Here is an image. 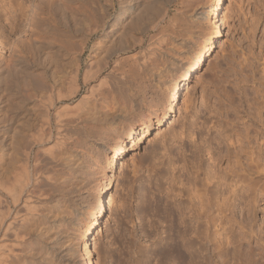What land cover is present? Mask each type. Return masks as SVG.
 Segmentation results:
<instances>
[{
	"label": "rangeland",
	"instance_id": "rangeland-1",
	"mask_svg": "<svg viewBox=\"0 0 264 264\" xmlns=\"http://www.w3.org/2000/svg\"><path fill=\"white\" fill-rule=\"evenodd\" d=\"M3 1L4 0H0V42L2 41L1 43H3V47H0V65L2 64L1 66H5L8 61L16 62L19 59L21 63L22 61L24 62L13 72L11 78L13 84L11 87L12 118L10 121L11 124L9 125L10 128H6V131L0 130V173H4L5 169L8 167L11 173V176L8 177L11 178L14 175L13 178L15 179V183H17L16 179H21L24 180L23 182L26 184V167L24 166H26L27 74H32L33 79L39 83L41 82V86L44 87L48 86L46 83L47 80H45L46 78H50L49 80H51V77H54L56 80H61L60 82L64 81L63 83L65 85L63 84V90H65L69 85V82L68 85L66 83L71 77L70 74L73 73L75 69L73 65H80V78L78 80L80 91L76 97L70 101V103H76L80 100L82 95L88 94V90L91 86H95L98 83V80L96 81L97 83H83V73L86 72L90 66H92L93 69H99L101 67L102 74L100 76L101 78L108 76V78L105 79H107V85L109 83L108 86L102 87V92H100V94L102 93L103 95L101 96L98 108L102 112H110L111 108L113 111V108H116L120 102L122 103L124 101L122 97L125 96V93L134 94L133 92L136 90L140 91L139 94L134 97L133 107L135 110L133 108L132 114L133 117H135L137 130L132 140L126 136L123 137L124 150L122 154L113 160L111 141L114 139L116 131L120 132L127 124H131L132 120L125 122L121 120V123L117 122L113 124L108 131H103L101 134L102 139L96 140L94 138H89L90 140H87L88 143L81 142L83 136L82 131H80L81 134L78 135V137L82 138L78 140L80 142H75L74 144L76 145H71L68 154H66L67 156L61 157L63 159L59 158L57 164H52L55 165L53 166L55 174H58L55 180L57 181V179H59V181L56 182L53 179V181L50 182L51 185H45V193L49 195H47L46 198L44 195L43 199L39 197V203L36 201V205L34 204L35 206L39 205L38 207L40 210L44 208L43 210H45V212H47L52 205L56 206L60 204V210H58L60 216H64L63 212H61L63 211L61 208L65 207L62 206L63 203L69 205V208H65V212L69 209L76 213L78 212V222L76 225L71 226L73 230H71L72 235L70 234L69 239L73 241L72 243H67L68 246H72L76 252V259L73 261L71 259L70 264H81V262L85 264H132L136 261L137 264H180L179 256L176 254L175 250L182 244L181 237L184 236V230V243L187 248L184 252L185 264H221L219 241H221L225 235L222 234L221 237L216 236L218 228H214L211 225H203L202 229L205 231V238L199 241L194 235L195 223L193 221L185 218L184 222L180 223L179 218L182 214L176 211V209L173 210L172 217L167 216L164 210L166 188L170 183V180L166 178L169 174L166 165L167 160L164 159L163 164L160 165L158 161L154 160L152 157V149L156 147V150L159 147V149H157L158 152H162V150L166 148V150H170L168 153H170L173 162L181 160L180 157L182 155L180 154V148L181 146H187V149L189 140L187 141L185 138L182 140H171L168 138L167 141L163 140L162 142V136L168 127L174 125L177 130L181 124H185V127L187 126L190 128V123L195 119L192 118L193 111L195 110L199 112H197V117H199L198 122L208 119L214 121V118L210 117L209 111H207L214 102L216 103L215 106L222 109L228 107L223 95H221L222 92L219 91L221 90L219 89L221 85L218 84V86L214 79L212 85L207 81V78L212 80L213 70H211V68L215 63L220 65H218L220 70L218 69L217 75L223 78L225 77V79L227 81L229 80L228 82L231 83H225L226 90L234 94L237 92L235 94L237 96L234 95L233 106H231L228 113L230 118L234 116L236 105L239 103L238 101H243L245 95H247V97L252 96V89L259 87L258 83L251 82L250 76L253 75L254 79H258V77L261 76V66L258 65L262 63V60L260 61L261 58L258 56L264 57V7H262L264 1L222 0V11L219 12V20L221 17L224 19L221 18V21H223L218 23L220 27V37L214 40V48L210 56L206 57L202 66L194 72L192 78L186 85L187 89L184 87L181 90L180 102L177 108L173 112L167 113L165 119H161L163 109L161 99L163 98L165 100L164 92L168 85V80L167 77H165L164 80H160L159 76L162 75L164 68L174 73L175 68L181 62H184L187 50L193 47L206 31L209 32L213 30V25L211 24L214 22L213 17L212 15H207L210 9V2L213 0H151V2L155 1L156 7L153 8L155 6L154 3H152L153 6H149L152 7L151 9L157 11L156 15L158 11H161L159 14L163 17V20L160 26L156 28V32L146 33L144 35L145 37L143 36L144 44L142 50H145L147 46L150 45L153 40H150L151 37L154 38L158 32L167 30V34L166 32L163 33L166 37L164 39L165 42L162 44L161 53L156 57L154 61L155 65L153 63L154 67L152 72L155 75L152 78H149L148 75L145 76V73L139 70V68H136L139 62H141V60L138 61L141 59L139 55L141 54L139 53L141 49L133 50L131 48L133 44V40H130L131 35L127 37V39L126 37L120 38L121 41H119V32L113 37L111 36L112 33L108 34L113 28H117L111 26L113 20H107L102 30L96 33L89 32V25L92 24L89 3L97 0H84L83 2L79 1L72 4L70 8L75 12L72 11V9H68L70 12L68 10L66 12H72L73 15H77L76 19L83 18V20H85L84 26L76 25V27H73L74 25L70 23L72 29L66 28L64 25H59L54 20V17H52L51 12L48 13V11L54 8L52 6L60 4L59 0H51V2H49L50 0H42V5L38 3V1L41 0L20 1L23 2L25 7L27 3L28 12L26 15H28L29 18L25 17V15L23 17L21 13H16V11H22V6H20L19 9V5L22 4L19 3V0L18 2L16 0V3L14 0ZM44 1H46V5ZM15 4L18 5V8ZM28 4H34L35 6L37 4V7ZM48 4L50 10H47ZM256 6L258 7L256 8ZM32 8L33 10L31 11ZM35 8H38V13L42 12L37 15H40V18L36 17L37 19L35 20L38 22L39 19V23L42 21L43 27L38 24V29L37 25L34 24H37V22L35 20L33 21L38 31L34 30V25H32L33 27L30 29L28 28L29 24L32 22L31 17H33L30 11L35 12ZM156 8H158V10ZM7 10L10 12L8 13ZM80 13L82 14L80 15ZM18 14L20 16H17ZM12 16L16 20H14ZM250 18H253V22H251L252 19ZM255 18H259V24L255 26L256 30L254 29L255 21H257ZM12 21L16 23H12ZM46 27L49 28L48 32L43 31ZM249 28L252 29L253 34ZM33 34L36 36H33ZM38 40H43V44H45L39 59L42 63L40 65V70L37 69V67H32L35 59L30 51V44L38 43ZM261 43H263V45ZM124 45H126V47H124ZM249 51H251L250 54H252V58H250V60L252 59L251 62L253 65L252 71L245 69L243 72H240V66L237 64L239 63L241 52L247 54ZM256 55L257 58H260V62L257 61ZM104 62L105 65L103 64ZM26 63L30 67L29 69H26ZM98 63L101 66H99ZM95 64L98 66L96 65L97 67H94ZM53 66L56 68L53 69ZM257 66L258 68H256ZM93 69L92 71H94ZM118 69L119 71H117ZM69 71H71L70 74ZM124 71L126 72L124 73ZM50 72H53V74ZM94 73H96V71H94ZM42 74L45 75L43 76ZM90 74H92V72H90ZM124 74H127V76ZM38 75L41 79L37 77ZM246 75H248V81H246V83H241L238 88L239 90L234 89L236 82ZM100 76L98 79H101ZM122 77L123 79H121ZM109 78L111 79L109 80ZM17 81H21V83L18 85ZM120 83L125 85H121ZM111 84L113 86H110ZM203 87L206 89L204 92ZM107 88L109 91H105ZM110 88H112L111 91ZM232 88L234 90H232ZM120 90L124 92H119ZM44 91L45 89L42 92ZM99 91H101V89ZM211 92H214V94L209 95ZM188 96L191 97L193 104V107L187 111L189 115L192 114L191 116L187 115L184 109V101ZM207 96L211 105L209 106L208 104V107H203L201 99ZM102 98L104 99L102 100ZM119 98H121V100ZM143 118L148 120V124L143 134H141L143 130L140 124L143 122ZM203 118L204 120H202ZM210 121L208 125H210ZM214 134L215 132L212 131L210 136ZM162 143L164 144L162 145ZM161 145L163 146L162 149ZM164 146L167 147L164 148ZM185 156L187 159L192 158L188 151L185 153ZM141 159L143 160V167L138 172L135 179L132 175V167ZM204 159L206 160L205 156ZM23 172L24 174H22ZM13 173H15L16 176ZM14 179H11V182L15 185ZM54 181L56 183H54ZM15 188L17 189L16 185ZM25 190L26 187L24 192L20 194L18 203H13V205L9 199L3 198V194L0 190V202H3L1 206L4 207L9 201L8 204H10L9 206H11L12 210H14L15 207L17 210L20 209L24 211V204L26 205ZM109 198L112 202H108L110 201ZM49 199H51L50 202ZM99 199H101L103 205L102 215L98 218L96 230H94L92 236L86 240L88 255L82 258L81 255L85 254L83 252V246L81 247L80 244L77 246L78 242L73 239V236L78 235V233L83 230L85 222L90 220L91 214L96 211ZM121 199L124 200L122 201ZM119 200H121L120 202H124V204L122 203L124 208H117ZM21 211L20 213H22ZM185 215L188 214H184L183 217H185ZM54 218L49 220V223L53 224L57 219ZM234 218L238 224L234 225L232 231L227 229L226 235L234 239L243 236L244 240L241 241L242 250L247 252L252 260H256L258 258L255 255L257 250L251 252L250 248H255L257 241L259 243L264 241V199H260L257 206L252 207L249 215L247 213L241 215L240 211L237 209L234 213ZM248 233H250L252 237H250ZM145 234L150 237L147 238ZM169 238H171V241H169ZM259 238L262 240L260 241ZM233 246L234 245H229L228 247V258H230L231 254L235 251ZM163 249H165L163 254H154V250L159 252ZM133 251L136 253H133ZM152 253L153 255L151 256ZM103 254H106L105 257H103Z\"/></svg>",
	"mask_w": 264,
	"mask_h": 264
},
{
	"label": "bare ground",
	"instance_id": "bare-ground-1",
	"mask_svg": "<svg viewBox=\"0 0 264 264\" xmlns=\"http://www.w3.org/2000/svg\"><path fill=\"white\" fill-rule=\"evenodd\" d=\"M14 1L16 3V0ZM20 1L23 0H19V3H22L21 5H19V9L20 6H22V11L19 10L20 12L16 11V13L18 12L21 13L23 17L24 15L25 17H28V15H26L28 12L27 3L25 7L23 5V2ZM59 1L60 4H56L57 6H52L54 8H52L51 11H48V13L51 12L54 20L59 25H64L66 28L70 29H72L70 23L74 25L73 27H76V25L84 26L85 20H83V18L76 19L77 15H73L72 12H66L68 9H72L70 8L72 7V4H75L79 1L83 2L84 0H62V2L61 0ZM45 2L46 1H44V4ZM49 2H51V0ZM149 2H151V0L91 1L89 3V12H91L90 18L92 24L89 25L90 27L88 28V30L91 33H96L102 30L103 26L106 25L107 20H113L111 26L117 28H113L108 32V34L112 33L111 36L113 37L119 32V41H121L120 38L126 37L127 39V37L131 35L130 40H133L131 48L133 50L141 49V51L139 52L141 53L139 54L141 56V59L138 60H141V62H139V65L136 64L138 65L136 66V68H139V70L145 73V76L148 75L149 78H152L155 75L152 72L155 65L154 61L156 57L161 53L162 44L163 42H165L164 39L166 37L163 33L167 30L164 32H158V34L154 38L151 37L150 40H153L152 42L150 41L151 43L149 42L150 45H148L145 50H142V46L144 44L143 36L146 33L156 32V28L160 26L163 20V17H161L159 14L161 11H158V14L156 15L157 11L155 9H151L152 7H150L152 3H154L155 5V1L151 3ZM38 3L39 5H42V0L38 1ZM210 3V9L207 12V15L209 14L213 17L214 22L211 23L213 25V30L209 32L206 31L203 34L202 38L200 37L199 41H197L193 47L187 50V55L184 59V62H181L175 68L174 73H172L167 68H164L162 75L159 76L160 80H164L165 77H167L168 80V85L164 92L165 100L163 98L161 99V103L163 104L161 119H165L167 113L173 112L177 108L180 102L181 90L186 87L194 72L202 66L205 58L210 56V53L214 48V40L220 37V27L218 23L222 18L221 17L219 20V12L222 11V0H213ZM49 4L47 10H50ZM28 5L32 6L34 4ZM23 6L25 7V9ZM34 7H37V4L36 6L34 5ZM155 7L156 5L153 8ZM257 7L258 6H256V8ZM262 7H264V5ZM33 8L31 9V11L33 10ZM156 9L158 10V8ZM31 11L30 14H33V17L29 15L32 19V22L31 24H29L28 28L30 29L34 24L37 25V28L38 24L43 27L42 21H40L39 23V19L38 22L35 20L37 19L36 17L40 16L37 15L42 12L38 13V8L35 12ZM72 11L74 10L72 9ZM9 12L10 11H8V13ZM82 13H80V15ZM17 16L20 15L18 14ZM253 18H250L252 19L251 22H253ZM34 20L37 22V24H33ZM256 20L257 21H255L254 29L256 28V24H259V18ZM13 21L12 23H16ZM35 25L34 30H37ZM48 30L49 28L46 27L43 31L48 32ZM250 30L252 31V29ZM33 36L36 35L33 34ZM1 42L0 47H3V43ZM261 44L263 45V43ZM44 45L45 44H43V40L39 41L38 43L30 44V51L33 55V58L35 59L32 67H37V69L39 70L41 69L40 65L42 64L39 59L41 56V51L44 50ZM124 47H126V45H124ZM250 53L251 51H249L247 54L241 52V56L239 55L240 60L237 65L240 66V72H243L245 69H249L250 71H252V59L250 60V58H252V54ZM258 57L261 58H257L256 55L258 62L262 60V63H260V65H258L259 63L257 64L258 66H261V68L259 67L261 76L258 77V79H254L252 75L250 76V78L251 82L258 83L259 87L252 89V96L247 97V95H245L243 101H238L239 103L236 105V110L234 112L233 118H230L228 113L231 109V106H233L234 95L237 92L234 94L226 90L225 83L230 82H228L229 80L227 81L225 77L223 78L217 75L219 64L215 63V65H213V67L211 68V70H213L212 80L207 78V81L212 85L214 79L217 85H221V88L219 87V89L221 90L219 91L222 92L221 95H223V98L225 99L228 107L222 109L215 106V102L213 105H211L208 96L205 98L203 97V99H201L202 105L203 107H208V104L209 106L211 105V107H209L207 111H209L210 117L214 118V121H210V119L204 120L203 118L202 120L204 121L198 122V110H195L193 111L192 117L195 119L192 120V123L189 122L190 128H188L187 126L185 127V124H181L177 130L174 125L168 127V129L162 136V142L163 140L167 141L168 138H170L171 140H182L183 138L187 139V141L189 140V146L187 149V146L184 147L180 145V154L182 155L180 157L181 160H176L175 162H173L170 153H168L170 152V150L168 151L165 148L167 146H164L165 149H163L162 152L160 150V152H158L157 149H159V147L156 150V147L152 149V157L154 158V160L158 161L160 165L163 164L164 159L167 160L166 165L167 169L169 170V174L166 178L170 180V183L166 188V200L164 201V210L166 211L167 216L172 217L173 210L176 209V211H179L182 214V216H180L178 213V215L180 216V223H183L185 218L193 221L195 223L194 235L199 241H202L205 238V231L202 229L203 225H211L214 228H218L219 230L217 229L216 236L221 237L222 234L225 235L221 239V241H219L221 264H264V241L261 243L257 241L255 248H250L251 252L257 250V253L255 255L258 258L256 260H252L250 255L247 254V252L243 251L241 248V241L244 240L243 236L239 237L238 239H234L231 236L226 235L227 229L229 231H232L234 225L238 224V222L234 218V213L237 209L240 211L241 215L246 213L249 215L252 207L257 206L260 199H264V57ZM20 61V59L16 62L8 61L5 66H1L2 64L0 65V130L6 131V128H10L9 125L11 124L10 121L12 118L11 87L13 84L11 78L13 76V72L17 70L18 66L24 63L23 61L22 63ZM105 62L103 63L104 65ZM96 65L97 64H95L94 67L98 66ZM73 66L75 69L71 74V71H69L71 77L70 79H68V81L66 80V84L68 85L69 82V85L65 88V90H63L64 81L60 82L61 80H56L54 77H51V80H49L50 78H46L45 80H47L46 83L48 84V86L44 87L41 86V82L39 83L38 81H35L33 79L32 74L26 75V166H24L26 167V184H24V180L21 179H16L17 183H15V179L13 178L14 175L11 178L8 177L11 176L8 167L5 169L4 173H0V190L3 194V198L5 197L6 199H9L12 205L13 203H18L20 194L24 192V189L26 187V205L24 204V211H21L19 209L22 212L20 213L19 210L15 209V207L14 210L11 209V206H9L10 204H8L9 201L7 202V205H3L4 207L1 206V203L3 202H0V264H70L71 259L72 261L75 260L76 252L74 251V248H72V246L70 245L68 246L67 243H72L73 241L69 239L71 230H73L71 226L77 224L78 212L76 213L71 209H69L70 211L68 210L65 212V208H69V205H67L66 203H63L62 206L65 207L61 208L63 209V211L61 212H63L64 216H60L58 213V210H60V204L56 206L52 205V207L49 208L47 212L43 210V207H41L43 209L40 210L38 207L39 205L35 206V203L36 201H38L39 197L43 199L44 195L45 198L47 195H49L45 193L46 190L44 189V187L47 184L51 185L50 182H52L53 179L55 180L56 176L58 175L55 174V170L53 169V166L55 165L52 164H57V160L59 158L64 157L66 154H68V151L70 150L69 147L75 142H80L78 140L83 138L81 142L84 143H88L87 140L89 138L99 140L102 136L101 134L103 133V131H108L113 124H116L117 122L121 123V120H124V122L132 120L131 124H125V127L122 126L123 128L120 132L116 131V133L114 134L115 137L111 141L113 160H115V158L120 156L124 150L123 137L126 136L127 138L132 140L134 134L136 133L137 127L135 125V117H133L132 115L134 108L133 102L134 97H136L140 91L136 90L135 92H133L134 94L125 93V96L123 95L124 97L121 96L122 98H124V101L122 103L120 102V104H118L116 108H113V111L111 108L110 112H102L98 108L100 105L99 103L101 100V96L103 95L102 93L100 94V92H102V87H106L107 79L105 78H108V76L105 78H101V67H98L100 69L99 70L96 68L93 69L92 66H90V69L88 68V70L83 73L82 81L83 83H91L98 80V83L96 82L97 84L95 83V86L90 85L91 88L88 90V94L82 95L80 100H78L76 103H70V101L73 100V98H75L80 91L78 85V80L80 78V65L74 64ZM258 66L256 68H258ZM29 68L30 67L26 63V69ZM54 68L56 67L53 66V69ZM92 69L96 71V73H94ZM117 71H119V69ZM90 72H92V74H90ZM125 72L126 71H124V73ZM50 73L53 74V72ZM127 74L124 75L127 76ZM99 76L101 79H98ZM37 77L41 79L39 75ZM110 79L111 78H109V80ZM121 79H123V77ZM246 81H248V75L243 76L240 80H238L234 85V89L239 90L238 88L240 87V84L246 83ZM20 83L21 81H17L18 85ZM121 85L125 84L122 83ZM110 86L113 85L111 84ZM108 88L107 90H104L109 91ZM44 89L45 91L42 92ZM100 89L101 91H99ZM234 89L232 88V90ZM111 90L112 88H110V91ZM204 90L206 89L204 88L203 92ZM119 92L122 91L120 90ZM212 94H214V92H211L209 95ZM190 96L186 97V100L184 101V109L186 110V113L191 109V107H193ZM104 98H102V100ZM119 99L121 100V98ZM187 115L189 114L187 113ZM173 118L175 119L174 116ZM209 121L210 125H208ZM147 124L148 120L143 118V122L140 124L143 130L141 134H143V132L147 128ZM80 131H82V138L78 137V135L81 134ZM212 131H214L215 134L213 136H210V133ZM163 144L164 143H162V145ZM162 145L161 149L163 148ZM187 151L190 152V156L192 158H186L185 153ZM204 156L206 157V160L204 159ZM142 167V159L133 165V178L136 179V176L142 169ZM22 174H24V172ZM11 179H14V183L17 189L15 188V185L12 184ZM55 181L54 183L59 181V179H57L56 182ZM51 199H49V202L51 201ZM121 200H119V202L117 203V208L123 207L122 203L124 204V202H120ZM108 202H112V200L110 199V201ZM102 211L103 205L101 199H99L96 211L91 214L90 220H87L85 222L83 230L79 232L78 235L73 236V239L78 242L77 246H79V244L81 247L83 246V252L85 254L81 255L82 258L88 255L86 240H88V238L92 236V232L96 230V226H98V218L102 215ZM184 214L188 215H185V217H183ZM54 217L57 218L55 222L53 224L49 223V220ZM183 234L185 236V230ZM248 234L250 235V237H252L250 233ZM145 236L147 238L150 237L146 234ZM184 236L181 237L182 244L175 250L176 254L179 256L180 264H185L184 252L187 248L184 243ZM259 240L261 241L262 239L259 238ZM169 241H171V238H169ZM229 245H234L233 248L235 249L230 258H228L227 253ZM164 252L165 249L160 250L159 252H157V250H154L155 255H157L158 253L163 254ZM133 253L136 252L133 251ZM105 255L106 254H103V257H105ZM152 255L153 253L151 254V256ZM81 264L85 263L81 262ZM132 264H137V261Z\"/></svg>",
	"mask_w": 264,
	"mask_h": 264
}]
</instances>
